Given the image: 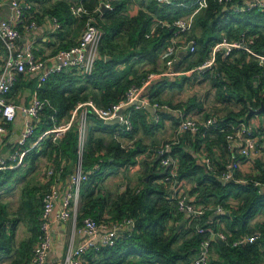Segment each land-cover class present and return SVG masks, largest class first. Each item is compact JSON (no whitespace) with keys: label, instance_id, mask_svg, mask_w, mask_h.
<instances>
[{"label":"trees","instance_id":"obj_1","mask_svg":"<svg viewBox=\"0 0 264 264\" xmlns=\"http://www.w3.org/2000/svg\"><path fill=\"white\" fill-rule=\"evenodd\" d=\"M30 1L33 7L25 13L19 29L22 31L25 25L38 22L39 13L36 12L35 5L39 4L43 15H50L59 23L56 29L57 36L69 37L66 44L62 43L58 46L56 53L76 45L78 40H75V37L84 29L85 17L75 15L72 11L73 5L83 4L87 10L94 11L98 7L101 8L102 2L110 4L109 8L99 9L94 13L98 26L101 28L102 37L99 57L93 72L91 74H83L76 70L55 72L37 89L39 97L48 99L50 104L45 106L40 116L34 139L51 128L54 123L69 120L79 103L91 99L97 106L108 108L123 99L130 86L141 85L148 74L159 70L157 67L159 59L174 34L171 27L157 24V22H172L178 17L190 14L194 9L193 6H161L156 0H140L144 6L137 13L129 15L125 11L134 0ZM176 1L192 4L194 0ZM154 25L155 29L148 37L147 34L151 32ZM197 28L200 30L189 36L196 40L197 51L184 55L181 60L196 54L197 58L189 61L184 66L185 70L202 64L208 57L211 47L224 36L236 39L243 31L255 37L253 42L249 43L251 48L264 53V10L235 12L229 8L225 9L216 1H211L207 8L195 15L191 30ZM0 45H2L1 42ZM35 53L38 57L41 56L38 49H35ZM145 62L153 66L142 70L139 68V70L137 65ZM216 67L220 75L211 74V80L217 88L218 96L225 101L235 100L243 105L241 111L231 112L225 118H221V124L237 122L239 119L249 121L254 115L251 109L258 108L264 101V80L260 77L262 67L250 53L242 49H236L228 59H222L219 55ZM35 81L37 82L38 79ZM169 85L171 86L166 81L152 83L148 88L151 91L149 93L151 102L162 104L159 96ZM139 114L138 110L132 111L134 129L127 134L131 137L139 127L137 126ZM157 114H159V120L164 116L161 111ZM87 115L90 125L83 151L84 169H90L100 158L103 162L100 169L90 174L81 185L78 220L81 222L86 216H91L98 222H115L130 218L133 220V228L121 233L114 245L87 250L83 255L82 264L188 263L195 258L200 241L204 238V234L196 231L198 224L214 230H222L227 236L225 243L219 240L213 242L217 256L211 257L209 264H259L264 260V220L252 223L255 217L264 213V191L254 183L255 180L264 182L262 157L257 161L260 165L259 175H250L245 177L244 181H239L237 176V180L224 181L221 174L229 161L225 132L213 128L218 132L219 144L228 155L227 162L214 165L215 170H210L205 164L199 163L195 152L181 140L173 141L162 157L171 154L179 160L176 186L182 188L193 179L194 183L187 192L195 198L197 203H220L226 209L225 212L216 215L208 212L202 220L194 219L193 216L187 217L186 213L179 209L178 199L172 195L171 182L165 181L166 173L162 174L160 157L155 156L154 162L145 167L141 178L142 187L113 193L105 185L106 169L134 163L137 155L145 151L146 147L141 142L131 148L122 147L121 143L113 138V133L119 124H107L91 110ZM159 123H152V126L145 123L146 126L143 128L149 132L151 129L154 131ZM211 130L203 127L197 133L184 132L182 139H190L196 151L201 141L209 138ZM94 131L111 132L113 140L105 144L102 138L94 135ZM256 131L258 134L262 133L259 130ZM41 156H47L50 162L58 167L62 165L63 177L73 171L79 157L77 119L60 141L53 142L52 139L46 138L42 140L40 147L31 149L26 154L24 163L30 160L34 164ZM16 170L17 168L0 171V187L7 185L9 177ZM44 193L45 190L41 194L42 197ZM231 198L237 199L238 202L231 204ZM41 210L42 207H37L34 202L30 213L31 235L21 242L17 258L12 264L30 263L33 244L40 233ZM16 221L17 219H14V222L13 220L2 221L0 224V234L10 241L15 235ZM6 222H12L10 232L6 231ZM182 222L185 224L180 226ZM256 231L261 232L257 241L234 245L233 242L240 239L243 234H253Z\"/></svg>","mask_w":264,"mask_h":264},{"label":"built area","instance_id":"obj_2","mask_svg":"<svg viewBox=\"0 0 264 264\" xmlns=\"http://www.w3.org/2000/svg\"><path fill=\"white\" fill-rule=\"evenodd\" d=\"M156 1L161 6L184 5L186 7H194L190 14L178 17L172 22H157V24L171 27V30L174 31L161 55V58L165 61L166 70L158 74L152 72L148 74L141 85L134 84L130 86L126 91L125 97L111 107H99L93 100L79 103L73 110L69 120L54 123L51 128L45 130L34 139L37 121L40 119L45 106L50 104V101L39 97L36 92L30 103L16 104L9 99L12 88L21 74L32 71H38L39 74L37 88L41 87L49 76L55 72L76 70L83 74H91L99 57V46L102 37V31L98 26L94 13L101 8L98 7L94 11H89L83 4L73 5L72 11L74 14L85 17L84 29L78 42L68 49L59 50L47 60L36 55L35 46L32 44L24 47L19 44L22 36L19 24L25 13L33 7V3L30 0H0V9L5 4L10 8V12H7L8 15H4L5 17L0 15V42L4 51L3 62L0 67V138L10 133V126L14 123L19 113L25 118L22 130L15 144L12 145L11 150L6 155L0 157V171L17 168L22 165L26 154L31 149L40 147L42 140L50 138L53 142L60 141L70 129L74 120L78 119L77 115L80 111L82 110L81 115L85 114L79 124V157L73 171L67 175L68 180L65 192L61 193L59 187L64 172L62 165L58 167L50 162L43 171L42 179L45 184H48V187L43 195L42 210L39 216L40 233L34 245L29 264H48L54 243L53 226L56 219L72 220V232L66 253L57 264H82L83 255L87 250L114 245L121 233L133 228V220L130 218L115 222H98L95 218L86 216L81 222L78 220L81 185L88 179L90 174L100 169L103 162V159L100 158L88 170L84 169L83 166V151L89 128L87 122L88 111L91 110L97 117L107 120L115 117L117 111L122 106L135 101H137V103L133 104L135 110L143 109L147 105H151L154 108L166 107L159 102H151L150 98L143 95V91L154 80L156 75L172 73V67L181 49L180 36L192 28L194 17L198 12L207 8L211 1H216L235 12H244L252 9L264 10V0H194L192 4L177 2L176 0ZM103 3L108 8L110 7L109 3ZM54 23L55 29H57L59 23L55 18ZM35 26V22H31L25 25L24 29L30 30ZM151 33L152 31L147 36L149 37ZM254 39L255 37L247 31H243L240 37L236 39L224 36L211 47L206 60L193 68L192 71H199L200 73L210 71L215 76L220 75L216 67L218 56L220 55L222 59H228L236 49H242L250 53L257 60L258 65L262 67L260 77L264 80V53H259L251 48L249 43L253 42ZM186 45L189 52L194 53L197 51V42L194 38L188 40ZM203 127L207 128V130L218 128L220 131L225 132L229 161L226 169L221 174V178L224 181L237 180L236 174L244 161L254 162L255 154H259V156L261 154L264 155V133L258 134L250 121L239 119L237 122L231 121L221 124V118L216 113H211L205 119L198 120L189 115L185 109L179 110L178 133H197ZM133 129L132 113H124L121 116L118 128L113 133V138L119 142L123 135L129 134ZM171 143L166 142L159 151V157L161 158L160 166L163 170H166L165 181L171 182L172 195L177 197L179 209L185 212L187 217L193 216L194 219L199 220H202L208 212H212L213 215L225 212L224 205L220 203L200 204L188 193H181L179 191V188L176 186L179 160L171 154L162 157L169 150ZM202 162L210 170H215L208 156H205ZM239 181L244 180L241 179ZM254 183L264 191V182L255 180ZM59 202L60 209L55 218L53 213ZM78 230L87 234V240L81 244L75 243V234ZM196 231L204 234V238L200 241L195 258L185 264H209L212 257L211 249L213 242L218 239L226 242L227 236L222 230H214L201 224L196 225ZM260 235V231H256L253 234L245 233L233 243L234 245H239L244 242H254L258 240Z\"/></svg>","mask_w":264,"mask_h":264},{"label":"crops","instance_id":"obj_3","mask_svg":"<svg viewBox=\"0 0 264 264\" xmlns=\"http://www.w3.org/2000/svg\"><path fill=\"white\" fill-rule=\"evenodd\" d=\"M101 4H103V2ZM35 6L36 12L39 13V15L37 16L38 22H35L36 26L34 28H31L30 30L23 29L21 31L22 36L19 40V44L22 47L28 44H32L33 46H35V49H38L41 55L40 57L42 59L48 60L51 56L56 53V50H58L57 48L60 44L67 43L69 37H58L56 33L57 31L55 29L54 18L50 15H43L44 13L42 12V8L41 6H39V4L36 3ZM1 8L2 9H0V15L2 17L6 15L7 12H10V8L7 4L3 5ZM155 25L153 26L151 31L155 29ZM186 33L180 36L181 49L179 52V56L172 67V73L156 75L154 80L148 86H146L143 91V95L149 98V93H151V91H149L148 88L152 83L156 84L159 81H166L171 84V86L169 85L167 88H165L159 96L160 100L162 101L161 105L166 107H158L155 108V110H148L145 107L143 109H139L138 111H140V114L137 125L139 126L138 129L132 137L129 135H123L120 138L119 143H121L122 147L131 148L134 147L138 142H141L146 147V150L138 154L136 157V161L132 164L123 167L112 166L106 169L107 176L105 182L108 181L110 178L117 179V182L119 184L117 191H115L117 193L124 192L128 188L138 189L142 187L141 178L145 171V167L154 162L155 156L156 158L159 157V151L166 142H179V140H181L183 144H186L191 151L195 152L194 154L197 156L199 163L203 165L204 163L202 162V159L205 156H208L211 159V162L213 161V166L215 164L217 165L218 163L220 164V162H227L228 160V155L226 151L219 144L218 132L214 131L213 129L210 131L209 138H207L205 141H201V145L196 151L193 149L192 141L190 139L183 140L182 138L184 134L177 132L180 109H185L186 112L195 119L203 120L211 113H216L213 110V108H215L216 106L218 107V109L230 107L233 112H239L243 108V105L240 102H237L235 100L225 101L218 96L217 88L214 87L213 83L211 82L212 80L208 78L212 74L210 71H207L210 75L207 74L206 76H203V74H205L206 72L200 73L199 71H192V69L195 67L189 70H185L184 66L187 65L188 62L191 61L193 58H197V55H191L190 57H185L184 60H181L184 55L190 54L189 50L186 48V42L191 38L189 36H186ZM80 35L81 33L75 37V40H78ZM3 57L4 51L2 45H0V67L3 62ZM152 66L153 65L151 63L145 62L137 65V68H140L142 70ZM157 67L159 69L155 72L157 74L163 73L166 70L167 67L165 61L162 58L159 59ZM38 75V71H32L29 73L21 74L15 84L14 90H12L9 94L10 101L16 104L30 103L31 99L33 98L38 89V81H35L36 79H38ZM210 78L212 77L210 76ZM209 80L212 86L214 87L211 92L213 101L212 103L208 100L209 92L207 91L205 93V91L203 90L204 87L208 86V84L206 83ZM214 96H216V99H214ZM132 111H135L133 105L129 107L124 113H132ZM159 111L164 113L162 119L160 118L161 120H159V114H157ZM226 111H221V113L226 114ZM81 112L82 110L77 115V117L81 115ZM226 115H223L220 118H225ZM24 120V116L19 113L14 123L10 126V133L5 137L0 138V157L6 155L11 150L12 145L15 144L22 130ZM249 121L252 124L254 122L253 126H255L256 130H259L264 133V112L261 114H254L253 116H251ZM87 122L89 126L90 121L88 119V115ZM145 123L151 124V126L152 123H159V125H156L157 127L154 131L151 129L149 132L148 130L146 131L143 128V126H146ZM91 126H93L92 122ZM94 135L98 138H102L105 144H108L113 140L111 132L94 131ZM261 157L264 158V155L261 154L259 156V154H255L254 162L244 161L241 165L240 170L236 174L237 178L243 180L245 179V177H248L250 175H259L260 165L257 161L260 160ZM67 180L68 176L61 178V182L59 183L61 193H64L66 190L65 187ZM193 183L194 180L192 179L191 181L187 182L188 185L186 184V186H182V188H179V191L181 193H188L187 191L191 188ZM43 184L46 185L44 182ZM2 188L3 187H0V190ZM230 202L231 204H236L238 201L237 199L231 198ZM59 209L60 202L57 204L55 212L53 213L55 218ZM2 221L7 220L5 219V213H2L0 199V224L2 223ZM10 224L11 223L6 222L7 232L11 231ZM53 230L54 243L50 257L48 259V264H57L64 257L72 232V220L56 219V222L53 226ZM86 240L87 234L78 230L75 234V243L81 244ZM35 243L33 244V248ZM20 244L21 243L16 242V235H14V238L10 241L7 237L2 236L0 234V264H12V262L17 258V254L19 253L18 248ZM213 250L214 252H216L212 245L211 256Z\"/></svg>","mask_w":264,"mask_h":264},{"label":"rangeland","instance_id":"obj_4","mask_svg":"<svg viewBox=\"0 0 264 264\" xmlns=\"http://www.w3.org/2000/svg\"><path fill=\"white\" fill-rule=\"evenodd\" d=\"M143 6L144 5L140 0H134L128 6L125 12L129 15H132L137 13L138 10ZM191 29L186 33V36H190L191 33L193 34L195 31L200 30L199 28L195 30ZM82 30L79 32V34L82 33ZM203 76H206V74H203ZM210 76L207 77L211 80ZM210 80L207 81L206 84H208V86L204 87L203 90L205 91V93L207 91L209 92L208 100L212 103L213 101L211 92L214 87L212 86V81L210 82ZM214 99H216V96H214ZM213 110L214 112L218 113L220 117L233 112L230 107L218 109V107L216 106L215 108H213ZM221 111H226L227 113L223 114L221 113ZM253 127L255 128V126ZM49 163L50 160L47 158V156H41L37 158L34 164H32L30 160L25 162L19 168L17 167V170L13 172L14 174L9 177L7 185L0 190L1 209L2 213H5V219L7 221L13 220V222L14 219H17L15 230L16 242L21 243L22 240H26L31 235L32 220L30 219V213L33 209L34 202H36L37 207H42L43 197L41 196V194L42 192H44V190L47 189L46 185L43 184L42 177L43 171ZM105 184L113 192L117 191L119 187L117 179L115 178H110L105 182ZM262 219L264 220V213H260L257 217H255L252 223H255L259 220L262 221ZM212 256H217V253L214 252V250L212 251ZM260 263L264 264V260Z\"/></svg>","mask_w":264,"mask_h":264},{"label":"water","instance_id":"obj_5","mask_svg":"<svg viewBox=\"0 0 264 264\" xmlns=\"http://www.w3.org/2000/svg\"><path fill=\"white\" fill-rule=\"evenodd\" d=\"M101 5H102V6H101V10H105V9L108 8L104 3L101 4ZM225 9H226V7H225ZM108 59H110V57H108ZM147 91H148V90H147ZM135 103H137V101L122 106V107L117 111V115H116L115 117L111 118V119H107V120H105V123L110 124V125H114V124H118V123H120L121 116L124 114V112H125L129 107H131V106H132L133 104H135ZM145 108H147L148 110H153V109L155 110V108H153V106H151V105H147V106H145ZM251 112H253L254 114H261V113H263V112H264V101L261 102V105H260L258 108H256V109H251ZM84 116H85V114H83V115H81L80 117H78V119H77V123H78V124L81 123V121H82V119H83ZM165 173H166V170H163V171H162V174H165ZM184 223H185V222H182V223L180 224V226L184 225ZM218 240H219V242H221V243H225V241H223V240H221V239H218Z\"/></svg>","mask_w":264,"mask_h":264}]
</instances>
